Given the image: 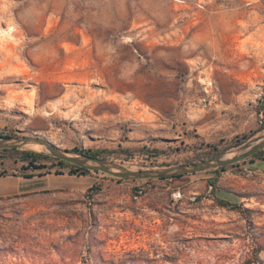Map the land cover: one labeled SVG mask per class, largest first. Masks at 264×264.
<instances>
[{
  "label": "rangeland",
  "instance_id": "rangeland-1",
  "mask_svg": "<svg viewBox=\"0 0 264 264\" xmlns=\"http://www.w3.org/2000/svg\"><path fill=\"white\" fill-rule=\"evenodd\" d=\"M7 84L42 116L0 136L190 164L264 132V0H0V93ZM254 163L187 183L93 172L94 193L0 200V264H264Z\"/></svg>",
  "mask_w": 264,
  "mask_h": 264
},
{
  "label": "water",
  "instance_id": "water-1",
  "mask_svg": "<svg viewBox=\"0 0 264 264\" xmlns=\"http://www.w3.org/2000/svg\"><path fill=\"white\" fill-rule=\"evenodd\" d=\"M3 149L33 151L120 180H160L195 175L245 161L264 150V132L243 145L211 159L160 168L134 167L125 162L92 157L84 153L61 149L47 139L36 136L0 137V150Z\"/></svg>",
  "mask_w": 264,
  "mask_h": 264
},
{
  "label": "crops",
  "instance_id": "crops-1",
  "mask_svg": "<svg viewBox=\"0 0 264 264\" xmlns=\"http://www.w3.org/2000/svg\"><path fill=\"white\" fill-rule=\"evenodd\" d=\"M5 92L0 93V130H9L19 132L24 126L37 119V109L31 110L32 98L28 95L22 96L20 92L10 89L9 84L5 85ZM24 117H27L24 118ZM22 119V120H21ZM261 162L255 161V166L260 169ZM97 174L87 176H71L46 174L24 178L21 176H0V200L27 195L32 193H41L49 190L69 189L77 192H85L100 181ZM182 183L191 182L192 179L181 177Z\"/></svg>",
  "mask_w": 264,
  "mask_h": 264
},
{
  "label": "trees",
  "instance_id": "trees-1",
  "mask_svg": "<svg viewBox=\"0 0 264 264\" xmlns=\"http://www.w3.org/2000/svg\"><path fill=\"white\" fill-rule=\"evenodd\" d=\"M264 130V126L261 128V131ZM14 135H6V136H0V137H12ZM250 137H243L240 140H237L235 142H232L229 146H227L224 149H220L218 146H212L209 150H206L202 153H198L195 157L191 158L190 160H187L186 163H196L202 160H208L213 157H216L227 150H230L232 148L238 147L242 144H244L246 141H248ZM75 152H80L87 154L92 157H97L101 159H112V157H115L116 159H120V156H125L124 160H129L133 158L134 151L130 149H121V150H99V151H83L80 149H75ZM153 157L158 156L156 153L155 155H152ZM114 159V158H113ZM256 160H264V150L255 154L251 158L242 161V163L251 161L252 163ZM237 165V164H236ZM236 165L216 169L210 172L218 173L220 171L227 170L231 167H234ZM157 166V165H153ZM57 174V175H73V176H87V175H93L94 173L84 169L77 167L75 165H72L70 163L61 161L57 158L36 153L33 151L28 150H20V149H3L0 150V176H21L24 178H32L34 176H41L46 174ZM181 178V177H179ZM113 179V178H111ZM115 180V179H113ZM121 181V180H120ZM209 185L213 187V189H217L216 186V180H210ZM99 186L96 184L94 185L89 192H97V190H100L98 188ZM220 204L223 207H230V205L227 202L219 201ZM243 212H246V210H243ZM260 248V247H259ZM258 250H261V248Z\"/></svg>",
  "mask_w": 264,
  "mask_h": 264
},
{
  "label": "built area",
  "instance_id": "built-area-1",
  "mask_svg": "<svg viewBox=\"0 0 264 264\" xmlns=\"http://www.w3.org/2000/svg\"><path fill=\"white\" fill-rule=\"evenodd\" d=\"M261 117H263V116H261ZM141 195H142V191H136L134 198L138 199ZM172 197L175 201H179L183 198L182 192L178 190L172 194ZM192 200L195 201V198H193Z\"/></svg>",
  "mask_w": 264,
  "mask_h": 264
}]
</instances>
